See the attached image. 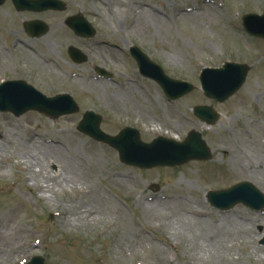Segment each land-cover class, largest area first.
I'll return each instance as SVG.
<instances>
[{
	"label": "rangeland",
	"instance_id": "374dc122",
	"mask_svg": "<svg viewBox=\"0 0 264 264\" xmlns=\"http://www.w3.org/2000/svg\"><path fill=\"white\" fill-rule=\"evenodd\" d=\"M69 5L51 20L52 32L33 42L36 52L21 46L11 54H5L10 37L3 28L14 12L10 6L0 10V75L32 81L40 67L43 91L53 94L67 85L80 104L78 112L58 117L35 110L0 116V264H26L34 255L47 264H264V213L243 204L223 212L206 197L243 181L264 191V39L246 33L241 21L246 13H264V0ZM77 11L90 14L98 39H112L125 50V41H133L195 90L168 101L151 80L121 88L76 77L74 71H92L90 56L89 63L75 65L66 52L78 43L61 20ZM126 23L131 29L125 32ZM92 50L100 65L107 57L122 71L130 63L122 50ZM49 52L55 61L45 64ZM228 60L250 65L246 83L225 102L207 98L198 79L202 67ZM21 66L26 70L19 72ZM129 73L140 80L134 65ZM198 104L220 113L217 124L202 133L212 150L209 161L139 168L77 130L92 108L104 116L101 128L108 134L134 126L144 142L160 137L175 148L189 131H198L192 111Z\"/></svg>",
	"mask_w": 264,
	"mask_h": 264
},
{
	"label": "water",
	"instance_id": "95a60500",
	"mask_svg": "<svg viewBox=\"0 0 264 264\" xmlns=\"http://www.w3.org/2000/svg\"><path fill=\"white\" fill-rule=\"evenodd\" d=\"M248 67L246 65H239V64H226L225 67L222 69L217 70L218 72V81L220 88H225L222 91L216 90L218 93V96L223 98L225 95H230L235 90L240 88V86L243 84ZM40 108V107H38ZM41 109V108H40ZM44 110V109H42ZM46 111V110H44ZM47 112V111H46ZM51 115L57 116V113H50ZM90 116L94 119V115L90 114ZM89 114L86 115L85 120L82 122L81 127H84L86 123L90 120ZM97 126L99 125L100 119H97ZM102 140L110 143L111 145L117 147L121 153V157L126 159L124 157V153L122 151V144H127V140L130 138V134L127 132V130L122 131L118 136L111 137L108 135H102ZM195 141V145H193V149L191 152H187V145L184 143V145L180 146L178 150L174 151L171 150V148L166 145V143H162L161 140L154 141L151 145H145L143 144L139 139L135 140V142L138 145L146 146L151 148L150 152L151 154L147 155V157L150 159L158 157H165L167 159L174 158L176 156V159L171 160H161L160 162H154L160 163V164H167V165H176L180 163L187 162L191 160L192 158L197 159H208L211 157L210 150L206 147L205 143L202 140H198V138L192 136L191 142ZM198 143V144H197ZM199 147V148H196ZM204 148V150H201V148ZM179 155V156H178ZM178 156V157H177ZM137 164V163H136ZM142 165L146 166H152V163H143ZM208 198L211 202L213 200L219 201L222 203H228L224 207H232L234 203L238 201H243L246 204H252L253 206H258L259 203L262 204L263 195L260 191H258L252 184L243 183L240 185H237L230 190L227 191H220V192H209Z\"/></svg>",
	"mask_w": 264,
	"mask_h": 264
},
{
	"label": "flooded vegetation",
	"instance_id": "af4514ba",
	"mask_svg": "<svg viewBox=\"0 0 264 264\" xmlns=\"http://www.w3.org/2000/svg\"><path fill=\"white\" fill-rule=\"evenodd\" d=\"M20 30L21 29L15 31L16 32V34L14 35L15 37H17L19 35L17 31H20Z\"/></svg>",
	"mask_w": 264,
	"mask_h": 264
}]
</instances>
